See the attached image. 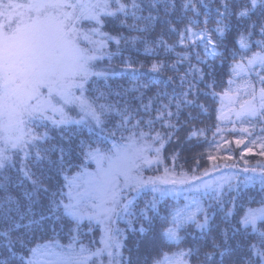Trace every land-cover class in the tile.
<instances>
[{
  "label": "snow or ice",
  "instance_id": "6c2138e0",
  "mask_svg": "<svg viewBox=\"0 0 264 264\" xmlns=\"http://www.w3.org/2000/svg\"><path fill=\"white\" fill-rule=\"evenodd\" d=\"M245 156L264 0H0V264H264Z\"/></svg>",
  "mask_w": 264,
  "mask_h": 264
},
{
  "label": "trees",
  "instance_id": "16d2710c",
  "mask_svg": "<svg viewBox=\"0 0 264 264\" xmlns=\"http://www.w3.org/2000/svg\"><path fill=\"white\" fill-rule=\"evenodd\" d=\"M229 39H231V36H229ZM133 55L136 56L141 61H145L146 62V57H145V54L143 53V50H141L139 53H136L134 51L133 52ZM217 67H218V70L221 71V73H226L227 72V65L226 64L221 68V66L217 62ZM150 75H151L150 73H146V76H150ZM143 78H145V77H142V79ZM126 80H127V77H124V78H122L120 80V83H125ZM205 123L210 126L211 123H212V121L206 120ZM245 143H247V140H245ZM241 147H243V145H241ZM241 147H236L234 145V148H235L236 151H239ZM203 150H204V147L203 146H185V149H184V152H183V156L188 159V162L190 164L191 163V157H192V155L194 153H196V152H200V151H203ZM181 162H183V161H181ZM202 163H206V162H202ZM185 166L188 167V164H186ZM242 191L244 193H246L247 195L244 196L243 199H240L238 201V208L237 209H234V211L242 212L248 206V203L253 198H255L257 200L259 199V195H258L260 193V188L259 187H247V188H243ZM143 199L144 200L151 199V194L150 195H147V196H144ZM166 199L168 200L169 204H171V197H167ZM100 235H101V233H100V231L98 229L95 230L93 233L90 234V236H94L97 240L100 239ZM82 239L84 240V243L85 244L88 243V238H83L82 237ZM144 256L146 257L147 256V253H144Z\"/></svg>",
  "mask_w": 264,
  "mask_h": 264
},
{
  "label": "rangeland",
  "instance_id": "374dc122",
  "mask_svg": "<svg viewBox=\"0 0 264 264\" xmlns=\"http://www.w3.org/2000/svg\"><path fill=\"white\" fill-rule=\"evenodd\" d=\"M231 147L234 149V155H236L238 157L242 147L240 148L239 151L235 150L234 145H232ZM253 151H258V149H253ZM245 159L249 160V165H248L249 167L255 166L260 162H264V158H261L259 156H245ZM221 163H223V162H221ZM241 164H242V162H241ZM223 171L225 173H230V172H236V171H238V169H224ZM149 174H151V173H149ZM217 175H219V173H217ZM244 175H250V174H244ZM248 187H259L260 188V185H259V183H256L255 185H249ZM120 226L124 227L123 223H121Z\"/></svg>",
  "mask_w": 264,
  "mask_h": 264
}]
</instances>
